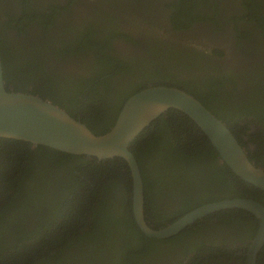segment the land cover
I'll use <instances>...</instances> for the list:
<instances>
[{"label": "flooded vegetation", "instance_id": "obj_1", "mask_svg": "<svg viewBox=\"0 0 264 264\" xmlns=\"http://www.w3.org/2000/svg\"><path fill=\"white\" fill-rule=\"evenodd\" d=\"M258 1V12L254 15L253 11L247 12L250 6L247 0H0V47L29 51L30 55L32 51L33 61L51 76L59 99L67 100L75 85L73 82L80 81L79 75L86 78L91 75L88 70L90 52L75 53L64 62L63 54L57 51L51 56L49 52L39 53L35 46L37 40L60 34L48 47L57 50L82 36L80 44L84 43L87 48L90 39L85 36V30H92L94 34L90 36L98 40L105 39L104 34H112L107 51L112 48L109 68L111 74H116L112 77L116 88L94 92L87 111L90 121L108 129L128 93L146 85L153 86L158 81L177 83L195 92L207 109L229 129L231 127L249 160L264 169V21L259 20L260 16L264 17V1ZM176 8L186 11L193 18L191 22L179 21L177 26L171 21ZM111 12L113 21L106 17ZM42 13L51 18L41 20ZM50 20L57 27L50 25L51 31L45 37L43 26ZM160 39L167 42L155 47L156 52L147 50L148 45L156 46ZM132 57L145 60L140 65L136 62L138 58ZM9 64L15 67V58ZM31 76L33 83L20 81L19 84L13 76L9 89L39 91L41 79L45 77L37 69ZM105 76L109 75L100 78ZM134 83L136 86L132 87ZM123 90L127 95L119 106L108 104L107 101L115 99ZM47 93L51 95V89ZM64 104L75 105L65 101ZM74 113L80 120L85 117L80 109ZM202 150L204 154L198 156V160H192L189 166L181 163L174 172L149 171L151 160L147 161L145 172L150 195L145 203L144 194V220L148 226L161 228L169 224L170 219L222 200L252 199L264 206V191L233 178L216 149L213 156L210 146ZM60 168L58 173L62 174ZM187 171L192 172L187 174ZM175 173H179L178 182L169 186ZM158 178L167 181L164 182L166 188ZM182 211L185 212L181 215ZM131 213L134 219L132 198ZM162 216L168 218L164 221ZM255 223H258L256 217L244 209L215 211L196 219L171 237L157 239L177 237L174 243L159 246L153 254L142 256L139 262L247 264V252L256 233ZM256 264H264V245L257 253Z\"/></svg>", "mask_w": 264, "mask_h": 264}, {"label": "trees", "instance_id": "obj_2", "mask_svg": "<svg viewBox=\"0 0 264 264\" xmlns=\"http://www.w3.org/2000/svg\"><path fill=\"white\" fill-rule=\"evenodd\" d=\"M247 1L250 4L247 12L253 11L256 15L259 1ZM40 18L48 20L51 16L42 13ZM170 19L178 26L177 22L189 23L193 18L186 11L176 8ZM259 20L264 21V17L260 16ZM50 25L57 27L53 20L46 22L42 33L45 37L51 31ZM84 34L90 39L87 48L84 43L80 44L83 39L81 36L72 43L68 41L64 49L47 48L46 51L50 56L55 51L63 54L61 58L64 62L66 57L74 56L75 53L90 52L88 70L91 75L87 78L79 75L80 81L73 82L75 85L68 93L70 99H59L52 87L51 76L42 65L33 61L32 51L30 55L29 51L1 46L3 78L8 89L13 76L17 84L20 81L33 83L31 75L37 69L45 77L41 79L39 91L28 92L22 88L13 91L48 99L75 118L74 111L82 110L85 117L82 116L81 121L99 135L108 131L114 123L108 129H103V126L89 120L87 111L94 92L111 91L115 87L112 77L116 74H111L109 68V51L112 48L107 51L112 34H104L105 39L102 40L91 37L94 34L92 30H85ZM13 58L15 67L9 64ZM105 74L109 76L101 79ZM175 84L158 81L153 85L179 87L199 99L190 88ZM50 89L51 95L47 93ZM68 89L69 86L65 91ZM141 89L128 93L126 99ZM126 95L127 92L123 90L115 99L107 102L116 108ZM64 101L74 102L76 106L70 107ZM230 130L234 132L231 127ZM207 146H210V155L213 156L215 149L201 129L176 109H168L145 127L130 146L145 184V203L150 195V184L145 172L148 169L147 161L151 160L149 171L174 172L181 163L189 166L192 160H198V156L204 154L202 149ZM223 164L233 178L249 185ZM59 167H62V174L58 173ZM202 168L194 171L196 175ZM191 172L187 171V174ZM178 175L175 173L172 176L169 186L176 185ZM121 178L123 181H118ZM159 181L166 188L164 182L167 181ZM131 197L132 177L127 163L121 157L98 160L96 157L69 154L43 145L33 147L24 141L0 138V264H140L142 256L153 254L161 245L174 243L177 237L167 240L145 237L132 218ZM167 218L161 217L164 221ZM257 227L258 223H255V232Z\"/></svg>", "mask_w": 264, "mask_h": 264}, {"label": "water", "instance_id": "obj_3", "mask_svg": "<svg viewBox=\"0 0 264 264\" xmlns=\"http://www.w3.org/2000/svg\"><path fill=\"white\" fill-rule=\"evenodd\" d=\"M168 109L181 111L192 119L231 171L241 180L264 191V169L249 160L231 130L219 118L182 88L153 85L137 91L125 100L113 126L97 135L80 119L48 99L8 89L0 57V138L24 141L33 147L43 145L98 160L123 158L132 177L131 198L135 222L150 238L171 237L196 219L221 209L249 211L258 220V228L247 252V264H256L257 253L264 245V206L252 199L236 198L207 203L158 229L151 228L145 222L144 183L130 146L145 127Z\"/></svg>", "mask_w": 264, "mask_h": 264}, {"label": "rangeland", "instance_id": "obj_4", "mask_svg": "<svg viewBox=\"0 0 264 264\" xmlns=\"http://www.w3.org/2000/svg\"><path fill=\"white\" fill-rule=\"evenodd\" d=\"M101 14V13H100ZM112 14V12L111 13H109L108 15H106V17L108 18V19H110L111 21H113L114 20V17H113V15H111ZM105 16V15H104ZM147 19H149V20H154V18L153 17H148ZM58 37H60V34L59 35H55V36H51V37H47V38H45V40H37V42L35 43V46H37V50H38V52L39 53H42V54H44L45 55V53H46V51H47V48L50 46V45H52L53 44V42L58 38ZM167 41L165 40V39H160L159 41H158V44L156 45V46H154L153 44H151V45H148L147 46V50L148 51H151V52H156L157 51V49H155V47H157L158 48V46L159 45H164L165 43H166ZM21 48H23V46H20ZM132 58H138L137 60H136V62H138L140 65H142V63H143V61L145 60V58H143V57H132ZM134 86H136V83H134V84H132V87H134Z\"/></svg>", "mask_w": 264, "mask_h": 264}]
</instances>
